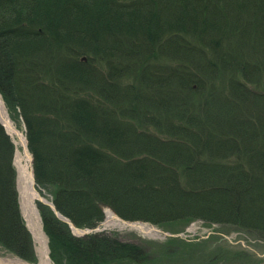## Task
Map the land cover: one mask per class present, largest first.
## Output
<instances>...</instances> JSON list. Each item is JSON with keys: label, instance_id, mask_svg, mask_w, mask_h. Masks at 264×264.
Listing matches in <instances>:
<instances>
[{"label": "trees", "instance_id": "16d2710c", "mask_svg": "<svg viewBox=\"0 0 264 264\" xmlns=\"http://www.w3.org/2000/svg\"><path fill=\"white\" fill-rule=\"evenodd\" d=\"M250 1L0 0V92L25 125L35 179L75 225L108 205L129 220L264 230V93L246 85L264 40L242 27L264 0ZM12 144L0 123V242L29 257ZM44 228L75 262L116 254L106 235L74 237L45 213Z\"/></svg>", "mask_w": 264, "mask_h": 264}, {"label": "rangeland", "instance_id": "374dc122", "mask_svg": "<svg viewBox=\"0 0 264 264\" xmlns=\"http://www.w3.org/2000/svg\"><path fill=\"white\" fill-rule=\"evenodd\" d=\"M247 1L246 4L252 3L250 0ZM250 5H253L254 7L255 4ZM252 9V13L250 12V15L248 16L250 24H246L247 20L245 19L242 23V27L245 28L244 30L247 31L248 35L251 34L254 41L256 38L258 41L259 39L264 40V6L257 3L254 9ZM254 16L257 17V19L255 18L257 20L255 21L256 24L253 23ZM237 38L233 37V39ZM249 42V46L252 47L250 40ZM227 43L229 48L232 46L237 47L239 45L234 41H222L221 48H224ZM246 43L247 40L245 41V44ZM242 50L243 49L238 47L237 56L247 59L249 52L246 53ZM224 52L227 53L226 51ZM79 58L85 60L86 56L83 55ZM254 58L253 61L250 60L251 66H254V72L252 74L250 73L246 85L253 92L264 93V61L257 62V55H255ZM254 61L255 64L253 63ZM246 68L250 69L249 67ZM218 73L219 75H222L221 71ZM226 76V74L220 76V79L224 80ZM204 92L206 94V89H204ZM1 97L7 114L10 116V119L14 124L24 133L27 141L25 125L22 119L16 114L15 110H12L7 106L2 95ZM190 112H192V110H190ZM195 112L196 111H193V113ZM0 123L5 128V132L9 135V138L13 143L12 165L15 172L14 190L17 196L16 199L20 216L29 233L31 251L29 257H24L13 251L6 244L0 242V256L6 258L17 257L30 264H39L40 257L37 246H40V244H36L34 240L33 232L30 228L31 226L28 225L27 218L23 212L22 200L17 188L18 174L15 164V150L17 146L14 142L13 136L7 131L1 116ZM176 138L180 141H184L181 137ZM18 147L23 151L21 145H18ZM29 154L32 157V170L34 174L33 156L30 150ZM178 178H180L179 181H181L184 179V176H178ZM35 183L49 202V204H46L37 200V213L39 216L38 221L40 227L46 237V246L49 253L48 256L52 264H264V230L249 229L241 224L210 221L200 218L175 221L171 223H152L142 219L129 220L120 216L116 210L108 205H102L103 217L99 222L92 227H81L75 225L69 217L55 207L53 201V188L42 185L38 183L37 180ZM188 186L189 188H193L192 185L188 184ZM148 188L144 190L147 191ZM109 211L114 214L111 218L114 223H108L106 221ZM44 213L49 216L52 215L56 220L65 223L66 229L74 237H84L93 234L106 235L109 237L112 244L114 243V246L112 247L116 254L114 256L105 255L102 251L100 252V250H96L92 257H84L85 259L83 258L82 260H79V262H75L74 256L76 253L73 252V246L68 247L65 243H51V236L44 228ZM133 223L143 224L149 231L151 230V232L139 230L137 226L134 227L132 225ZM125 248L137 250L141 255L139 261L131 258L128 260V255L121 254L124 252ZM80 249L81 252H84L82 248ZM116 257H118L119 260H114Z\"/></svg>", "mask_w": 264, "mask_h": 264}, {"label": "bare ground", "instance_id": "6f19581e", "mask_svg": "<svg viewBox=\"0 0 264 264\" xmlns=\"http://www.w3.org/2000/svg\"><path fill=\"white\" fill-rule=\"evenodd\" d=\"M0 116L4 122L7 131L14 138L16 144L15 150V164L17 167V188L22 200L23 212L27 218L28 225L31 226L34 240L37 246L38 254L40 257L39 264H52L48 256L47 246H46V237L42 231L39 223V216L37 213V200L46 204H49L48 199L41 193L39 188L36 186L35 178L32 170V157L29 154V147L26 141L24 133L17 127L14 122L10 119V116L7 114L5 109L2 97L0 95ZM21 145L23 151L18 147ZM13 157V156H12ZM15 173V172H14ZM114 214L109 211L106 221L108 223L113 222L111 218ZM114 223V222H113ZM134 227H138L139 230L144 232H151L143 224H132ZM17 260L14 261V258H6L0 256V264H18Z\"/></svg>", "mask_w": 264, "mask_h": 264}, {"label": "water", "instance_id": "95a60500", "mask_svg": "<svg viewBox=\"0 0 264 264\" xmlns=\"http://www.w3.org/2000/svg\"><path fill=\"white\" fill-rule=\"evenodd\" d=\"M15 260H17V262H19L18 264H30V263H28L27 261H25V260H22V259H20V258H14V261Z\"/></svg>", "mask_w": 264, "mask_h": 264}]
</instances>
